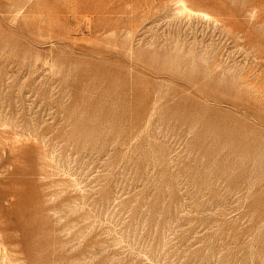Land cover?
Segmentation results:
<instances>
[{
	"label": "rangeland",
	"instance_id": "1",
	"mask_svg": "<svg viewBox=\"0 0 264 264\" xmlns=\"http://www.w3.org/2000/svg\"><path fill=\"white\" fill-rule=\"evenodd\" d=\"M0 264H264V0H0Z\"/></svg>",
	"mask_w": 264,
	"mask_h": 264
}]
</instances>
